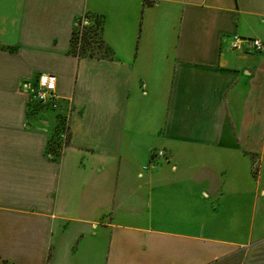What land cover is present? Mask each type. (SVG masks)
I'll use <instances>...</instances> for the list:
<instances>
[{
    "label": "crops",
    "instance_id": "crops-1",
    "mask_svg": "<svg viewBox=\"0 0 264 264\" xmlns=\"http://www.w3.org/2000/svg\"><path fill=\"white\" fill-rule=\"evenodd\" d=\"M149 1L0 0V264H264V0Z\"/></svg>",
    "mask_w": 264,
    "mask_h": 264
},
{
    "label": "built area",
    "instance_id": "built-area-1",
    "mask_svg": "<svg viewBox=\"0 0 264 264\" xmlns=\"http://www.w3.org/2000/svg\"><path fill=\"white\" fill-rule=\"evenodd\" d=\"M235 44L233 48H237V44H246L251 47L253 52H260L264 50L263 43L256 38H250L241 40L235 38ZM28 94V100L35 104L46 105L51 108L56 106L57 96L55 94V77L50 73H43L37 75L35 81L26 88ZM60 137H64V132ZM157 156L161 155V152L156 153Z\"/></svg>",
    "mask_w": 264,
    "mask_h": 264
},
{
    "label": "trees",
    "instance_id": "trees-1",
    "mask_svg": "<svg viewBox=\"0 0 264 264\" xmlns=\"http://www.w3.org/2000/svg\"><path fill=\"white\" fill-rule=\"evenodd\" d=\"M144 3L150 4V1L145 0ZM84 17H95V18L97 17L98 21H96V22L94 21L93 22L94 25H90V26L85 27V29L81 33V37L79 39L77 47L74 46V28L72 29L71 34H70L69 53L73 54L75 56H87V57L96 56L93 54L92 48H91L92 43L96 42L93 40L94 36L96 35L97 41L104 46V48L108 51V54H109V50L104 45V43L101 39V36H100V28H101L100 18L96 15H93V14H86V15H84ZM87 24H88V22H87Z\"/></svg>",
    "mask_w": 264,
    "mask_h": 264
},
{
    "label": "rangeland",
    "instance_id": "rangeland-1",
    "mask_svg": "<svg viewBox=\"0 0 264 264\" xmlns=\"http://www.w3.org/2000/svg\"><path fill=\"white\" fill-rule=\"evenodd\" d=\"M87 21V22H85ZM98 21L97 17H82L80 19H78L76 25L74 26V46L77 47L79 39L81 37V33L83 32V30L85 29V27L90 26V25H94L93 22ZM94 43H92V52L94 55L96 56H103V55H108V51L104 48V46L102 44H100L97 41V36L95 35L93 38ZM255 170V168L253 169V171Z\"/></svg>",
    "mask_w": 264,
    "mask_h": 264
}]
</instances>
